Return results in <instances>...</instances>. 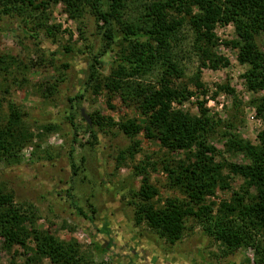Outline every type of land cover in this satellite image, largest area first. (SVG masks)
I'll list each match as a JSON object with an SVG mask.
<instances>
[{"label": "rangeland", "instance_id": "rangeland-1", "mask_svg": "<svg viewBox=\"0 0 264 264\" xmlns=\"http://www.w3.org/2000/svg\"><path fill=\"white\" fill-rule=\"evenodd\" d=\"M147 1L152 0H133L130 14L138 16L141 4ZM50 4L45 12L7 17L0 27V53L9 57L8 71L2 72L0 79V122H6L10 105H14L26 113V127L33 139L21 152V165H0V188L12 194L15 204L27 215L30 221L26 227L32 228L33 222L35 228L63 242H76L82 255L95 264H264V249L256 252L250 246L228 252L220 242L208 237L193 219L187 223L183 239L175 245L145 223H137L140 201L136 196L145 174L160 193L152 200L155 208H163L167 198H185L180 190L169 187L163 170L162 161L170 153L159 141L147 139L144 132L133 139L126 136L119 124L136 120L143 125L146 119L118 93L102 89L96 95L86 85L90 64L104 48L103 25L97 23L91 5L87 2L82 15L75 19L70 17L63 3ZM39 24L46 25L47 33L38 28ZM17 27L41 33L34 39ZM11 28L17 31H9ZM183 33L186 40L180 60L185 70L184 82L194 96L183 105L175 104L174 111L197 115L198 102L205 100L211 116L233 118L242 138L256 143L258 133L264 130V119L257 117L251 102L255 95L249 92L244 77L248 66L241 65L238 52L224 44L237 38L234 26L218 25L214 30L218 38L214 53L229 62L227 67L217 70L203 67L199 54L193 49L194 35L190 28L185 27ZM115 47L119 52V47ZM67 48L72 52H67ZM100 60L104 61V67L99 69L100 79L105 80L115 65L112 57ZM196 76L205 86L206 96L195 86ZM156 80V76H151L144 81L154 84ZM225 85L234 94L221 91L214 98L218 86ZM236 100L238 108L234 106ZM82 110L89 119L90 115L97 114L110 118L113 125H108V121L101 128L97 125L99 118L95 117L88 131ZM47 125L58 129L49 132L43 128ZM211 143L225 151L224 143L218 138ZM171 156L178 160L182 153ZM225 157L240 164L247 163L240 154ZM75 168L77 175H74ZM241 182L236 177L230 189L218 188L207 198L209 203L215 204V213L221 202L231 200ZM68 190L72 198L67 196ZM72 200L94 219L95 225L112 228L110 253L113 257L100 254L96 244L85 235L83 220L72 207ZM109 240L106 235L104 241ZM3 247L0 238V264H10L14 255L19 262L27 254L31 255L18 246L13 248L12 254ZM33 247L29 241L27 248ZM41 264L51 263L44 259Z\"/></svg>", "mask_w": 264, "mask_h": 264}, {"label": "trees", "instance_id": "trees-1", "mask_svg": "<svg viewBox=\"0 0 264 264\" xmlns=\"http://www.w3.org/2000/svg\"><path fill=\"white\" fill-rule=\"evenodd\" d=\"M138 1V0H136ZM63 3L71 18H79L87 2L91 5L97 23L104 30L103 52L93 58L86 85L98 95L102 89L118 93L123 101L137 110L146 122L128 120L118 125L121 131L133 139L141 132L149 140L159 141L170 155L162 161L168 176L169 187L180 190L184 200L167 198L163 208L157 209L152 200L159 190L150 183L148 174L142 180L137 194L139 204L136 211L138 224L145 223L171 245L180 242L192 219L203 232L220 242L226 251L253 247L256 252L264 249V130L260 131L256 143L242 138L233 118L220 119L210 115L207 101L198 102L199 114L191 115L174 105L190 101L194 92L184 82L185 70L181 64L185 35L190 28L194 35L193 49L199 54L203 67L217 70L227 67V59L214 53L218 45L215 28L233 25L236 39L224 44L238 52V61L248 66L245 74L247 88L257 117L264 119V0H152L143 2L139 14H130L133 0H0V27L7 17L25 16L33 11L45 10L50 3ZM130 14V15H129ZM39 29L47 33L46 25ZM26 36L37 38L38 30L17 27ZM15 32L16 28L8 29ZM51 34V32H49ZM120 51H116V47ZM72 52L71 48L66 49ZM104 57H112L115 65L111 75L100 79L99 69L104 67ZM9 57L0 53V79L7 72ZM157 80L146 83L148 77ZM198 90L206 96L208 92L200 83L199 76L193 79ZM221 91L234 94L228 85L218 86L214 98ZM260 95V96H258ZM234 106L238 108L237 100ZM241 113V112H240ZM26 113L10 105L6 122H0V165H21L22 150L32 142L26 127ZM99 127L113 125L110 118L97 114ZM86 128L91 125L84 119ZM49 132L58 127H43ZM224 143L219 150L212 139ZM75 141V140H74ZM182 153L178 160L171 155ZM244 156L246 164L227 160L225 155ZM139 172V171H138ZM77 175V168L74 169ZM140 175V174H138ZM242 180L239 190L231 200L221 202L216 213L214 203L207 198L220 188L227 190L235 178ZM67 196L72 198L71 190ZM72 207L83 220V232L97 246V251L109 255L113 246L112 228L99 227L72 200ZM22 208L17 206L12 194L0 188V238L4 250L9 254L15 246L26 249L31 255L19 262L16 255L10 264H41L47 259L51 264H95L81 253L76 242H63L47 231L27 228L30 221ZM86 222V223H85ZM88 222V223H87ZM110 237L108 243L105 236ZM32 242L33 248L28 249Z\"/></svg>", "mask_w": 264, "mask_h": 264}, {"label": "water", "instance_id": "water-1", "mask_svg": "<svg viewBox=\"0 0 264 264\" xmlns=\"http://www.w3.org/2000/svg\"><path fill=\"white\" fill-rule=\"evenodd\" d=\"M82 116L91 125V120L89 119L88 116L85 115V112L83 110H82Z\"/></svg>", "mask_w": 264, "mask_h": 264}]
</instances>
